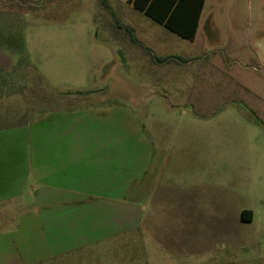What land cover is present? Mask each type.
<instances>
[{
  "label": "rangeland",
  "instance_id": "374dc122",
  "mask_svg": "<svg viewBox=\"0 0 264 264\" xmlns=\"http://www.w3.org/2000/svg\"><path fill=\"white\" fill-rule=\"evenodd\" d=\"M0 50L12 123L115 106L116 147L154 149L141 224L45 264H264V0H206L194 40L127 0H0Z\"/></svg>",
  "mask_w": 264,
  "mask_h": 264
},
{
  "label": "crops",
  "instance_id": "0c3cea01",
  "mask_svg": "<svg viewBox=\"0 0 264 264\" xmlns=\"http://www.w3.org/2000/svg\"><path fill=\"white\" fill-rule=\"evenodd\" d=\"M116 116L74 107L0 129V264L49 263L141 224L132 201L154 149L145 136L117 148Z\"/></svg>",
  "mask_w": 264,
  "mask_h": 264
},
{
  "label": "trees",
  "instance_id": "16d2710c",
  "mask_svg": "<svg viewBox=\"0 0 264 264\" xmlns=\"http://www.w3.org/2000/svg\"><path fill=\"white\" fill-rule=\"evenodd\" d=\"M127 2L172 33L177 34L185 40H194L199 29L200 18L206 0H127ZM10 46L18 47L21 52L25 51L23 42H19L18 46L11 42ZM54 91L56 92V90ZM65 94L77 96L83 93ZM62 95H58L59 101ZM26 123L27 121L22 120L12 123L7 116L3 117L2 114L0 117V129L11 128ZM252 217L253 213L251 211L244 210L242 212L243 221H251Z\"/></svg>",
  "mask_w": 264,
  "mask_h": 264
}]
</instances>
